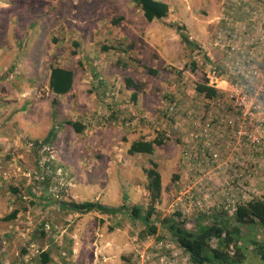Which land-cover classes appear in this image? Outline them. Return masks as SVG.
<instances>
[{
	"label": "rangeland",
	"instance_id": "rangeland-1",
	"mask_svg": "<svg viewBox=\"0 0 264 264\" xmlns=\"http://www.w3.org/2000/svg\"><path fill=\"white\" fill-rule=\"evenodd\" d=\"M164 1L171 18L150 26L133 20L152 35L164 31L162 52L152 47L142 55L138 35L119 37L127 32L119 19L129 0H0V264H40L43 251L50 252L48 264H129L143 244L141 222L62 214L57 202L146 209L151 200L144 170L151 161L162 186L154 216L180 213L188 230L200 214H230L238 204L264 198V66L256 61H264V47L250 44L258 43L255 35L249 40L226 33L217 19L224 22V0ZM181 8L196 26L186 30ZM251 24L264 31V6L252 11ZM183 29L196 36V46L181 42ZM236 62L244 63L239 72L232 69ZM50 67L73 71L67 94L48 90ZM211 71L224 84L209 100L194 86ZM233 87L258 95L249 119L232 109ZM64 122L85 129L76 134ZM205 123L211 126L206 137L199 135ZM160 137L164 144L152 155L127 152L134 141ZM15 209L14 221L2 220ZM157 228L166 236L159 223ZM257 235L264 243V231ZM180 258L188 264L182 252Z\"/></svg>",
	"mask_w": 264,
	"mask_h": 264
},
{
	"label": "trees",
	"instance_id": "trees-1",
	"mask_svg": "<svg viewBox=\"0 0 264 264\" xmlns=\"http://www.w3.org/2000/svg\"><path fill=\"white\" fill-rule=\"evenodd\" d=\"M136 8L140 10L145 20L151 23L154 20H161L167 17L168 5L156 0H129ZM264 6V4H263ZM121 21V18L119 19ZM179 32L182 29L177 28ZM181 42L187 47H194L196 44L191 41L183 33L180 34ZM108 48L103 47V50ZM149 73L154 72L148 70ZM72 70L61 67H50L48 77V90L50 93L58 96L67 94L73 84ZM128 87L138 90L134 83L126 80ZM194 91L198 95H202L206 99H214L218 95V90L209 87L207 82L195 84ZM104 95V94H103ZM137 94L132 95L133 101L136 100ZM52 105H56V100L52 101ZM65 125L71 127L76 134H81L85 127L79 122H64ZM53 135V130L47 134L46 140ZM164 136V134H160ZM160 138L153 140H137L131 143L129 155H152L155 147H160L164 141ZM165 137V136H164ZM151 167L144 170L146 175L145 189L148 191L151 203L146 209L142 205H127L122 203L117 207L107 206L97 201H60L57 202L59 210L62 214L87 215L90 213H98L115 217L117 215L126 216L129 221H139L144 226L141 236L143 241L148 236L156 238V241H163L174 244L179 248L182 255L186 258L188 264H264V243L260 241V236L256 234L264 231V198L251 199L244 204H238L235 211L230 214L220 212L213 214H200L194 218L192 228L190 230L184 227V220L180 213L172 216L158 218L154 204L160 198L161 194V176L157 171V164L150 162ZM19 203L24 200L17 197ZM123 202L127 200V196L123 194ZM31 205H34L32 202ZM25 209V208H23ZM20 210L15 209L3 221L12 222L17 218ZM232 213V214H231ZM158 223L161 226V232L166 234L158 235ZM143 242L142 240H140ZM70 252V250H69ZM68 252V253H69ZM253 252L256 261L249 253ZM253 255V254H252ZM40 264H48L51 261L50 252L43 251L38 255ZM131 263V261L129 262Z\"/></svg>",
	"mask_w": 264,
	"mask_h": 264
},
{
	"label": "crops",
	"instance_id": "crops-1",
	"mask_svg": "<svg viewBox=\"0 0 264 264\" xmlns=\"http://www.w3.org/2000/svg\"><path fill=\"white\" fill-rule=\"evenodd\" d=\"M156 1H160V2H163V3L168 5L169 12H168L167 17H170L169 13L172 12L173 9L169 6V3L167 1H164V0H156ZM224 1H225V5H226L225 12L222 14V17H224V18H222V19H224V22H222V20H220L221 18H217V19L220 21V23L222 25L224 24L223 25L224 27L226 25V27H227L226 33H228V34L229 33H237L240 36H242L244 39H249V40H251L255 35V37L259 43V38H260L261 34L259 33L260 34V36H259V34L257 33L258 31H256V29L254 31L251 28L252 11L255 10L256 8H258L259 6H263L264 1L263 0H224ZM128 10H125L126 13L120 15L121 23H124V24H122V27H124V30L127 29V32L126 31L120 32L119 37L122 39H129L130 40V39H134L135 35H138L139 39L144 40L143 46H144L145 50H140V53L142 55H143V53H144V55L151 53V51H149V50L152 49V47L155 49L156 53L160 54V52H162L161 46L164 44V38L161 36V34L164 33L162 28L157 29V34H155V32H154L153 35L150 31H148V29H145L146 31L145 30L141 31L139 29V27L138 28L134 27L133 20L135 18H137V19L140 18V20L143 21L142 20V18H143L144 21H146L142 15V13L132 3H130ZM132 12H134L135 15L137 14L139 17L137 15H136V17H133V15L131 14ZM180 13H181L180 15L184 18L183 23H184V26L187 28L186 30L193 28L194 24H195V26L197 25L196 22L193 24L192 18L188 16V12L185 9L181 8ZM167 17H165L161 20H154L151 23L146 21V23H148L150 26L151 24H154V23H158V22L160 23V22L166 21ZM126 25H129L128 28H125ZM177 25H180V24L178 23ZM186 30L184 31V29H183V34L186 35L195 44L198 43L197 39H195L196 36L195 37L191 36L189 33H187ZM219 31L220 30H218L216 33H218ZM141 34H142V36H141ZM202 37H204V36H202ZM175 38L178 39L177 36H175ZM175 38H173V40H172L173 43H176ZM130 43L131 44L129 46H131V47L133 46L132 48H136V46L133 42H130ZM253 43H255V44H253ZM258 43L255 40L254 42L252 41L250 44H253L255 49L264 47V45L261 46ZM157 47H159V48L156 49ZM208 48H209V46H208ZM180 52H183V49H181ZM245 52L248 53V51H245ZM263 52H264V49H263ZM249 53H251V52H249ZM206 55H208V54H206ZM237 59H238V56L236 55V58H233L232 62L237 61ZM256 61L259 62L260 66H264V61H261L259 59V57H256ZM240 65L243 67L244 63L242 64L240 62ZM73 78H74V73H73ZM71 89H72V87H71Z\"/></svg>",
	"mask_w": 264,
	"mask_h": 264
},
{
	"label": "built area",
	"instance_id": "built-area-1",
	"mask_svg": "<svg viewBox=\"0 0 264 264\" xmlns=\"http://www.w3.org/2000/svg\"><path fill=\"white\" fill-rule=\"evenodd\" d=\"M258 32L262 34L263 30L258 29ZM262 38L264 39V33L262 34ZM232 39H236V36L233 35ZM232 69L239 72L243 67L240 65V62H236L232 65ZM252 75H256V72L253 71ZM206 82L209 87L216 90L222 89L221 85L224 84L220 76L214 71L208 73ZM256 98H251L234 87L230 90L229 99L233 103L232 109L239 112L240 116L245 120L253 116L254 111L257 109V106L254 105V100H256ZM210 127V123H205L199 135L206 137ZM211 157L216 159L217 155L211 153ZM142 243L143 244L135 252L134 258L129 264H182L183 262L180 258L181 252L179 253V248L172 243L156 241V238L152 236H148Z\"/></svg>",
	"mask_w": 264,
	"mask_h": 264
}]
</instances>
